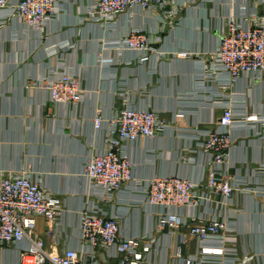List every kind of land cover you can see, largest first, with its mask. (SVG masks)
<instances>
[{
	"label": "crops",
	"instance_id": "1",
	"mask_svg": "<svg viewBox=\"0 0 264 264\" xmlns=\"http://www.w3.org/2000/svg\"><path fill=\"white\" fill-rule=\"evenodd\" d=\"M95 1L59 0L58 13L43 30L12 14L16 0L0 9V174L30 171L42 178L48 195L62 200L56 220L36 217L35 233L48 251L86 252L80 216L98 209L116 218L125 237L146 242L154 236L151 253L141 264H182L183 258L196 256L195 264H241L245 259L243 264H264V123L244 120L249 114L264 119V74L231 80L206 66L227 20L236 17L248 25L252 13L264 10V0H178L179 14L171 19L136 6L111 22L91 18ZM136 29L152 41L147 60L124 45V37ZM64 71L78 76L85 89L77 105L49 100L45 83ZM120 93L135 109L155 112L166 127L151 138L124 143L133 178L112 198L103 199L84 167L106 147ZM226 107L235 115L228 128L233 144L220 168L238 187L232 199L215 197L197 207L150 204L145 186L153 177L203 179L208 156L202 137L220 128ZM97 113L104 121L100 130L94 127ZM165 212L190 222L217 215L230 230L204 241L190 235L186 226L160 231L158 220ZM21 244L26 247L28 240ZM202 246L223 253L202 256ZM96 260L120 264L119 256L101 248ZM0 264H18L15 245L0 248Z\"/></svg>",
	"mask_w": 264,
	"mask_h": 264
},
{
	"label": "built area",
	"instance_id": "2",
	"mask_svg": "<svg viewBox=\"0 0 264 264\" xmlns=\"http://www.w3.org/2000/svg\"><path fill=\"white\" fill-rule=\"evenodd\" d=\"M59 0H16L12 14L27 26L43 30L47 21L58 13ZM259 1V0H252ZM11 0H0V9L8 7ZM143 11H159L166 19L175 18L180 11L178 0H96L89 14L96 21L111 22L118 15L133 7ZM124 45L138 51L140 60H147L153 51L152 41L141 30L129 31L123 39ZM187 56L188 53H181ZM214 57L206 66L208 69L226 73L231 80L241 76L260 77L264 74V10L252 13L248 25L236 17L227 20L221 30ZM49 100L55 104L77 105L82 101L85 89L78 76L64 71L45 83ZM120 105L110 119L103 152L86 161L84 175L91 181L103 199H110L133 178V161L124 152V143H135L141 138H151L166 127L157 114L151 110L135 109L128 103L125 94H119ZM235 115L225 108L219 120V129L203 134L201 148L208 156L205 176L193 181L177 175L156 176L145 186L147 201L162 207H197L202 202L232 199L238 187L227 170H221L233 140L228 128L233 125ZM245 121L264 123L257 114L244 116ZM97 130L103 128V117L97 113L93 119ZM62 212V200L48 195L43 188L42 178L30 171L0 174V248L15 245L18 264H98V249L108 255L120 257V264H141L151 253L154 236L143 238L125 237L115 217L98 209L81 213L79 228L82 239L89 246L88 251L78 252L68 248L62 252L48 251L45 241L35 233L36 217L47 221L56 220ZM187 227L189 234L204 241L213 237H224L229 225L217 215L194 218L185 221L173 213H161L158 229L178 230ZM27 239L28 245L22 246ZM179 241H185V234H179ZM223 249L202 246L199 255H219ZM180 255V247L178 248ZM197 257V256H196ZM196 257H185L182 264H195ZM204 262V258L200 260ZM248 260L241 262L246 263Z\"/></svg>",
	"mask_w": 264,
	"mask_h": 264
}]
</instances>
